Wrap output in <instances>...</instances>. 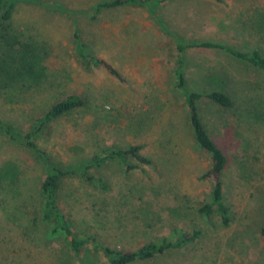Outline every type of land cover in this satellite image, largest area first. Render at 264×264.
<instances>
[{
	"label": "rangeland",
	"instance_id": "rangeland-1",
	"mask_svg": "<svg viewBox=\"0 0 264 264\" xmlns=\"http://www.w3.org/2000/svg\"><path fill=\"white\" fill-rule=\"evenodd\" d=\"M99 1L15 0L9 25L21 39L44 47L49 77L47 88L0 94V118L25 131L56 98L80 93L90 108L49 123L35 139L58 164L81 163L111 145H142L149 164L126 172L113 160L93 170L106 189L74 177L65 178L59 189L73 227L114 247L133 249L199 230L185 247L133 264H264L262 70L223 52L189 48L184 53L190 89H220L231 99L228 108L199 104L207 132L226 157L221 180L231 221L222 226L215 214L197 212L209 199L211 184L200 178L209 159L193 141L174 89L177 51L165 31L182 42L212 40L248 51L264 37V0H169L151 8L132 4L94 12ZM77 40L111 63L124 81L102 67L84 69ZM258 47L264 55V45ZM208 78L216 79L217 87ZM5 163L15 176L0 180V264H56L66 245L40 221L42 163L0 133V167ZM89 252L97 264H106L99 252ZM69 264L76 263L70 259Z\"/></svg>",
	"mask_w": 264,
	"mask_h": 264
},
{
	"label": "trees",
	"instance_id": "trees-1",
	"mask_svg": "<svg viewBox=\"0 0 264 264\" xmlns=\"http://www.w3.org/2000/svg\"><path fill=\"white\" fill-rule=\"evenodd\" d=\"M169 0H101L93 6L97 12L101 8H115L123 5H149L150 8ZM15 0H0V94L12 95L18 88L46 87L49 74L44 62L45 49L40 44L21 39L10 27L14 12ZM174 40L177 57L172 69L174 89L180 94L185 110L186 121L192 133V139L198 148L203 150L209 159L208 167L200 178L210 182L209 199L202 203L197 212L208 217L215 214L222 226L231 221L229 206L224 202L221 174L225 167L226 157L212 140L200 116L199 104L207 101L219 107L231 106L229 95L220 89L196 91L190 89L184 74V53L189 48L206 49L223 52L238 61H245L262 70L264 78V55L256 47L242 51L232 45L212 40L182 42L165 30ZM75 51L79 62L86 70L102 67L118 81H124L120 72L105 59L90 54L83 43L75 42ZM216 79L208 78L211 86L217 87ZM53 86L54 82H49ZM47 88V87H46ZM90 103L80 93H69L56 98L40 114L33 117L25 131L0 118V133L32 151L44 167L43 178L39 183L40 221L46 223L50 234L61 235L65 242L63 254L55 258L56 264H69L70 259L76 264H97V258L91 257L89 251L99 252L106 264H133L143 262L157 255L178 250L192 243L199 236V230L181 231L174 238H159L146 241L136 248L114 247L100 240L95 234L76 230L59 202V189L65 178L74 177L86 185L104 190L107 188L100 176L93 173L95 168L109 161H118L124 171H131L141 165L149 164L150 159L141 154V144H130L125 147L111 145L94 152L86 161L78 164H58L44 149L37 146L35 139L41 135L49 123L73 111L89 109ZM15 171L11 164L0 167V180L11 182ZM264 248V227L259 230Z\"/></svg>",
	"mask_w": 264,
	"mask_h": 264
},
{
	"label": "crops",
	"instance_id": "crops-1",
	"mask_svg": "<svg viewBox=\"0 0 264 264\" xmlns=\"http://www.w3.org/2000/svg\"><path fill=\"white\" fill-rule=\"evenodd\" d=\"M259 39H260V40H254V41L258 43V46H260V45H264V37L262 38V36H260ZM258 46H256V48L259 49V51L261 52V49H260ZM261 53H262V52H261Z\"/></svg>",
	"mask_w": 264,
	"mask_h": 264
}]
</instances>
